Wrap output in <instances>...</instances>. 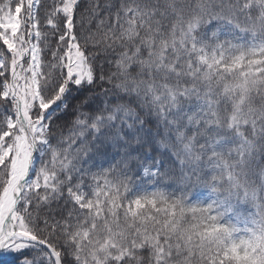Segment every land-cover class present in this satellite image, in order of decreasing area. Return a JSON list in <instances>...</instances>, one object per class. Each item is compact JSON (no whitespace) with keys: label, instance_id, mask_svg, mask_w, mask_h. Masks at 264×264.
Returning a JSON list of instances; mask_svg holds the SVG:
<instances>
[{"label":"snow or ice","instance_id":"snow-or-ice-1","mask_svg":"<svg viewBox=\"0 0 264 264\" xmlns=\"http://www.w3.org/2000/svg\"><path fill=\"white\" fill-rule=\"evenodd\" d=\"M0 264H264V0H0Z\"/></svg>","mask_w":264,"mask_h":264}]
</instances>
